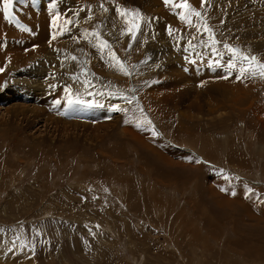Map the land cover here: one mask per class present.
<instances>
[{"label": "rangeland", "instance_id": "374dc122", "mask_svg": "<svg viewBox=\"0 0 264 264\" xmlns=\"http://www.w3.org/2000/svg\"><path fill=\"white\" fill-rule=\"evenodd\" d=\"M188 3L0 0V264H264V0Z\"/></svg>", "mask_w": 264, "mask_h": 264}, {"label": "snow or ice", "instance_id": "6c2138e0", "mask_svg": "<svg viewBox=\"0 0 264 264\" xmlns=\"http://www.w3.org/2000/svg\"><path fill=\"white\" fill-rule=\"evenodd\" d=\"M14 2H15V0H2L3 16L5 19L9 20V22H13L15 20V16L13 15ZM206 2H207V0H201L202 6H204L206 4ZM164 3H165V5L171 4V6L173 8H178V9L184 10V11L178 13V15H179V18L182 21L186 22L189 26H192L191 17L195 16L197 18L203 19L202 13L197 11L195 8H193L188 3V0H180L179 3H176L175 0H164ZM105 11H107V9H105ZM116 11L122 17H125L126 15H131L135 18L129 27V32H130L132 38L136 39V34L140 30V22H139L141 19L140 13L138 11L128 13L127 10H122L119 7L116 9ZM16 23L19 24L18 21H16ZM21 27L24 31H29V29H27L26 27H23L22 25H21ZM201 30L208 34L209 40L211 41V44H212V50L216 51L215 45L217 43H220V41L215 39V34L213 33L211 27L207 24L206 21H204L200 26L197 27L198 32ZM169 34L171 35V29H169ZM53 38H55V37L53 36ZM101 47L102 48L107 47V42L101 41ZM224 48L227 49L228 52H230L235 59L247 62V67L242 65L239 68V73H240L241 77H243L246 73H249V72L253 76L259 74L261 77H264V63L257 62L255 56L244 55L243 53H241V51L239 49L234 48L227 43L224 44ZM113 59L118 61V58L115 57L114 54H113ZM216 64L218 65L219 61H216ZM121 68L123 69V65H121ZM227 68L230 70L236 68V63L234 62V60H230L227 63ZM125 74H127V72H125ZM224 78L226 79L227 77H224ZM69 103H71V100L69 101ZM147 123L151 124V121H147ZM194 162L199 163V161H194ZM221 190L225 191V189H221ZM232 194L235 195V193H232Z\"/></svg>", "mask_w": 264, "mask_h": 264}, {"label": "bare ground", "instance_id": "6f19581e", "mask_svg": "<svg viewBox=\"0 0 264 264\" xmlns=\"http://www.w3.org/2000/svg\"><path fill=\"white\" fill-rule=\"evenodd\" d=\"M238 20V19H237ZM22 93V92H21ZM229 206H230V204H229Z\"/></svg>", "mask_w": 264, "mask_h": 264}]
</instances>
